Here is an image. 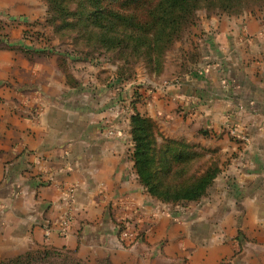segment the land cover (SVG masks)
I'll use <instances>...</instances> for the list:
<instances>
[{
    "label": "crops",
    "instance_id": "obj_1",
    "mask_svg": "<svg viewBox=\"0 0 264 264\" xmlns=\"http://www.w3.org/2000/svg\"><path fill=\"white\" fill-rule=\"evenodd\" d=\"M39 8V0H0V13L11 18H32ZM209 26L216 34L195 73L166 93L148 76L156 93L144 88L149 105L138 108L155 116L178 107L221 153L206 202L178 213L150 198L134 169L130 110L116 92L125 88L128 100L145 83L115 89L94 79L71 88L51 61L49 83L27 87L46 96L34 118L11 110L21 69L12 71L13 88L0 92V259L47 246L87 264H221L235 252L234 264H264V7L219 15ZM68 213L71 232L63 237ZM127 221L144 240L121 239L118 226Z\"/></svg>",
    "mask_w": 264,
    "mask_h": 264
},
{
    "label": "trees",
    "instance_id": "obj_2",
    "mask_svg": "<svg viewBox=\"0 0 264 264\" xmlns=\"http://www.w3.org/2000/svg\"><path fill=\"white\" fill-rule=\"evenodd\" d=\"M49 23L61 22L75 33L74 45L87 52H108L123 67L143 64L164 75L168 52L194 23L198 10L229 16L264 7V0H46ZM64 26V27H65ZM122 72V70H121ZM69 85L73 82L67 70ZM72 86V85H71ZM156 123L140 113L131 117L132 160L139 181L157 200L171 205L201 199L222 169L183 141L159 143ZM207 164V166H206ZM195 166V167H194ZM58 252L76 264L75 252ZM98 264H111L101 261Z\"/></svg>",
    "mask_w": 264,
    "mask_h": 264
},
{
    "label": "rangeland",
    "instance_id": "obj_3",
    "mask_svg": "<svg viewBox=\"0 0 264 264\" xmlns=\"http://www.w3.org/2000/svg\"><path fill=\"white\" fill-rule=\"evenodd\" d=\"M39 4V11H37L36 15L32 18H11L7 14L0 13V73H6V76L9 78L3 79L0 77V92L2 89L7 90L13 88L12 83L14 82L12 78H10L12 75L11 73L15 68L21 69L18 70V73H21V75L15 76L16 83L14 84H16L15 93L17 98L12 101V104H15L11 108L13 112H16V115L19 114L23 116L30 111L34 118L38 116V110H40L39 106H41V102L46 99V96L44 92L37 88L27 89V87H37L36 85H46L49 83V62L51 61L55 63L65 76L67 75L65 70H67L73 81L71 83L72 86L69 85L66 76L67 84L71 88L77 87L80 84V80L85 82L90 80L91 82L95 79L100 82V84L106 85L107 88L111 87L110 84H113L112 88L115 89L117 82L119 84H129L135 80H140L141 83H145L140 87L141 91H139L138 88L133 89L131 98L128 100L124 97L123 90L125 88L119 87V90L116 92L120 94L121 91L119 98V102L123 103L121 109L130 110V112H128L130 135L131 117L135 113H140L156 123V131L160 144H162L164 140L183 141L194 146V150L205 157L199 163H205V161L212 163V161H217L221 167V153L215 148V144L211 142L210 136L206 135L207 131L205 127H199L193 124V122L191 123L188 114L179 112L178 107H169L167 111L161 109V113L160 111H155L154 116L147 112L143 113L139 111L138 108L140 106L146 108V106L149 105L147 104L148 98L144 97L145 94L144 91H142L145 90L144 88H146V91H150L151 94L156 93L155 89L150 88L152 84L148 87V76L154 78L156 83L161 84L157 86V88H160L159 91L162 90L165 92L168 88L176 85L181 79L192 76V74L195 73V66L199 60V56L200 54H205L206 51L205 42H208L209 39L216 34L213 27L209 26L212 24V19H215L219 15H229L217 14L205 9L198 10L194 23L168 52L165 62L166 73L164 75H156L149 73L143 64L135 65L134 69L131 66L123 67V62L119 61L112 53L100 51L94 54H85L87 51L81 47L84 45H74L73 43L76 37L75 33L71 34L68 32L66 26L61 22H57L56 24L49 23V6L47 1L39 0ZM261 9L256 10L258 11ZM27 67L34 68L36 70L35 74L38 73V75H35L33 78L28 75H23ZM33 80L35 81L33 82ZM163 99L166 100V97ZM32 100H35L32 104L33 108L28 106ZM5 101L6 99L0 96V107L2 110L6 109V107H4ZM170 108L172 109L171 111ZM199 138H202L203 142H199ZM131 145L133 153V141ZM140 185L144 188L145 193L158 202L159 205L167 208L171 207L172 210L177 211V213L180 212V210L185 211L189 209L191 204L206 202V198L209 196L212 191L211 188L213 187L212 185L207 193L197 201L171 205L165 204L152 197L144 185L141 183ZM235 254L236 257L238 252H235ZM234 258L233 256L232 258H225L221 261V264H234ZM0 264L76 263L69 257L52 251L47 246H42L39 249H31L13 257L0 259Z\"/></svg>",
    "mask_w": 264,
    "mask_h": 264
},
{
    "label": "built area",
    "instance_id": "obj_4",
    "mask_svg": "<svg viewBox=\"0 0 264 264\" xmlns=\"http://www.w3.org/2000/svg\"><path fill=\"white\" fill-rule=\"evenodd\" d=\"M70 197L72 196L70 195ZM71 222H72V216L70 213H68L67 215L63 217L62 221L60 222L59 233L61 236L67 237L70 234ZM118 227H119L118 229L119 236L121 237V239L131 241L132 244L140 240H144L145 238L144 231L138 225L134 224L133 222H130V221L123 222ZM48 232L49 231L47 230V233Z\"/></svg>",
    "mask_w": 264,
    "mask_h": 264
}]
</instances>
